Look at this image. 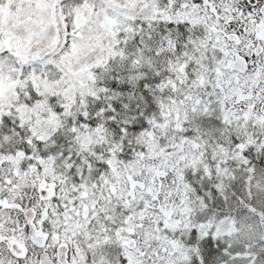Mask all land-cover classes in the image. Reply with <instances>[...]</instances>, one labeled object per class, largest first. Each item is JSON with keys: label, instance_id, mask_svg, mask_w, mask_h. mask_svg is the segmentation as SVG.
Listing matches in <instances>:
<instances>
[{"label": "snow or ice", "instance_id": "snow-or-ice-1", "mask_svg": "<svg viewBox=\"0 0 264 264\" xmlns=\"http://www.w3.org/2000/svg\"><path fill=\"white\" fill-rule=\"evenodd\" d=\"M0 264H264V0H0Z\"/></svg>", "mask_w": 264, "mask_h": 264}]
</instances>
